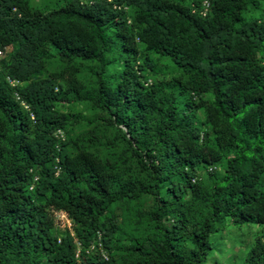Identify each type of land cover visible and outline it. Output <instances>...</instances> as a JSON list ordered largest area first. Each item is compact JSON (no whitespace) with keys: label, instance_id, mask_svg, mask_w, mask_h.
I'll use <instances>...</instances> for the list:
<instances>
[{"label":"trees","instance_id":"obj_1","mask_svg":"<svg viewBox=\"0 0 264 264\" xmlns=\"http://www.w3.org/2000/svg\"><path fill=\"white\" fill-rule=\"evenodd\" d=\"M203 1H196L195 11L178 0H70L43 13L25 0H0V50L15 44L0 59V264H76L78 257L80 264H105L97 245L94 254L89 249L97 232L102 250L103 244L108 247L110 231L98 215L119 197L97 179L83 177L77 171L79 156L57 146L55 138L66 123L55 109L58 101H67L61 94L84 92L77 68L67 65L76 59L98 65L94 101L124 125L122 139L149 177L147 187L122 196L152 194L158 207L150 216L157 219L171 203L159 194L164 180L171 174L187 179L186 185H166L172 201L182 203L181 194L199 181L198 167L210 168L226 158L224 183L215 186L209 200L211 215L264 226V22L243 18L246 5L257 6L259 0H207L206 12ZM125 7L133 9L129 18ZM112 47L123 53V69L110 88L103 74ZM51 51L66 66L33 78ZM150 54L168 57L185 75L177 83L199 97L197 106L208 127L201 137L189 104L179 109L170 93L143 85L136 73L141 65L135 63L150 66ZM202 94L211 99L203 100ZM151 119L152 126L143 124ZM34 172L37 180L30 189ZM34 196L45 198L34 204ZM52 211L72 221L73 236L67 233L58 240L52 235ZM157 221L160 241L136 244L133 250L153 256V264L205 260L211 250L207 224L189 213L170 227ZM183 238L193 245L187 254L177 244ZM246 264H264V244L254 245Z\"/></svg>","mask_w":264,"mask_h":264},{"label":"rangeland","instance_id":"obj_2","mask_svg":"<svg viewBox=\"0 0 264 264\" xmlns=\"http://www.w3.org/2000/svg\"><path fill=\"white\" fill-rule=\"evenodd\" d=\"M25 1L33 10L46 13L66 5L70 0ZM79 1L85 4L93 0ZM178 1L185 5H191L196 11L198 8L193 5L196 1L202 0ZM125 12L129 18L133 14V9L125 7ZM243 18L244 20L256 19L264 22V1L259 0L257 6L246 5ZM14 47L15 44L7 47L0 59L7 58ZM50 53L51 56L46 59L44 69L33 78L47 77L50 73L66 66L58 59L55 52L51 51ZM122 57L123 53L116 47H112L105 56L106 67L103 74L105 86L112 88L119 80L123 69ZM149 60L150 66L142 65L140 61L135 63L136 66L141 65L142 69L137 68L136 73L140 75L143 85L147 89L158 86L162 94L170 93L171 100L179 109L189 104L190 119L193 126L200 130L201 137L203 131L208 127L204 124L205 118L202 110L197 106L199 97L184 89L175 80L185 75L168 57L150 54ZM67 65L77 68L76 79L84 86V92L77 97L61 94V97L66 98L67 101H58L55 104V109L66 120L64 128L55 132L57 146L63 144L71 155L79 156L77 171L83 177L97 179L108 187L110 193L119 197L98 215L103 228L110 231L108 247L103 244L105 264H153V256L146 257L139 251L133 250V247L136 244L156 245L162 238V231L158 229L157 220L163 227H170L175 219L188 213L192 215L193 220L208 225L207 243L211 250L205 260L197 264H246L249 252L254 245L257 242L264 244V226L248 223L238 224L224 214L211 215L209 200L214 197L215 186L221 187L224 183L226 158L214 163L210 168L198 167L199 181L194 185V189L187 188L181 194L182 203L172 201L173 198L166 185L171 181L175 184L186 185L187 179L179 174H171L168 180H164L159 187V194L168 196L171 203L167 204L164 210L158 212L157 219L152 218L150 212L158 207L155 196L149 193L140 194L137 198L121 195L127 191L137 192L138 188L147 187L149 177L137 164L135 156L131 153V146L122 139V133L126 130L124 125L120 121H113L111 115L99 108L94 101V81L99 77L97 75L98 65L78 59ZM12 84L17 85V81H13ZM18 85L24 86L25 84L18 82ZM201 97L203 100L211 99L209 94H202ZM143 124L152 126L153 119L147 123L143 122ZM134 146L136 145L134 144ZM138 146L143 148V145L138 144ZM261 155L264 156V151ZM227 156L230 155L227 154ZM36 172L31 176V186L35 184ZM44 198L45 196H34L32 202L38 204ZM187 207L190 208L187 210ZM94 211L97 212L98 208L95 207ZM51 216L54 222L51 233L54 237L59 240L67 233L73 236L75 226L64 213L52 211ZM177 244L181 254L193 251V245L189 239H180ZM94 248L90 249L89 253L94 254ZM76 252L79 254V248ZM79 259L80 257L76 264H80Z\"/></svg>","mask_w":264,"mask_h":264},{"label":"built area","instance_id":"obj_3","mask_svg":"<svg viewBox=\"0 0 264 264\" xmlns=\"http://www.w3.org/2000/svg\"><path fill=\"white\" fill-rule=\"evenodd\" d=\"M208 1L207 0H204L203 2H202V4H201V6L204 8V12H206L207 11V9H208ZM2 51L0 50V56L2 55ZM59 132V131H58ZM54 169H55V174L57 175L58 174V172H59V167L57 166V165H55L54 166ZM37 180V177H34V182ZM30 189H32V186L30 187ZM100 238H101V233L100 232H97L96 233V236H95V241H94V244L90 247V249H92V248H94V246L95 245H97V248L99 249V251H100V254H101V256H102V258H103V250H102V243H101V240H100ZM89 249V250H90Z\"/></svg>","mask_w":264,"mask_h":264}]
</instances>
